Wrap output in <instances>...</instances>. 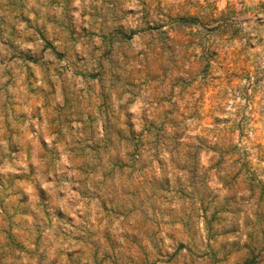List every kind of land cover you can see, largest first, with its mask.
I'll list each match as a JSON object with an SVG mask.
<instances>
[{"label": "rangeland", "instance_id": "rangeland-1", "mask_svg": "<svg viewBox=\"0 0 264 264\" xmlns=\"http://www.w3.org/2000/svg\"><path fill=\"white\" fill-rule=\"evenodd\" d=\"M0 264H264V0H0Z\"/></svg>", "mask_w": 264, "mask_h": 264}]
</instances>
